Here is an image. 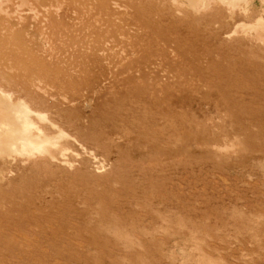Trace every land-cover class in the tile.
<instances>
[{
    "label": "rangeland",
    "instance_id": "374dc122",
    "mask_svg": "<svg viewBox=\"0 0 264 264\" xmlns=\"http://www.w3.org/2000/svg\"><path fill=\"white\" fill-rule=\"evenodd\" d=\"M203 2L0 0V264H264V0Z\"/></svg>",
    "mask_w": 264,
    "mask_h": 264
},
{
    "label": "bare ground",
    "instance_id": "6f19581e",
    "mask_svg": "<svg viewBox=\"0 0 264 264\" xmlns=\"http://www.w3.org/2000/svg\"><path fill=\"white\" fill-rule=\"evenodd\" d=\"M199 3L203 6L204 2L199 0ZM0 95L11 102L9 94L0 91ZM11 106V122L0 123V139L4 140L3 143L12 149L17 143L20 144L22 154L32 156L34 152L39 151L42 141L38 138L32 139L31 133L34 130H39L36 120H42L44 116L42 117L40 112L28 105L23 99L17 98L16 103Z\"/></svg>",
    "mask_w": 264,
    "mask_h": 264
}]
</instances>
